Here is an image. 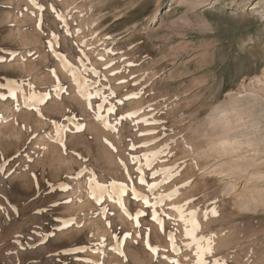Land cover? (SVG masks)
Segmentation results:
<instances>
[{
	"label": "rangeland",
	"instance_id": "374dc122",
	"mask_svg": "<svg viewBox=\"0 0 264 264\" xmlns=\"http://www.w3.org/2000/svg\"><path fill=\"white\" fill-rule=\"evenodd\" d=\"M170 2L0 0V264H264V0Z\"/></svg>",
	"mask_w": 264,
	"mask_h": 264
},
{
	"label": "snow or ice",
	"instance_id": "6c2138e0",
	"mask_svg": "<svg viewBox=\"0 0 264 264\" xmlns=\"http://www.w3.org/2000/svg\"><path fill=\"white\" fill-rule=\"evenodd\" d=\"M33 2H35V0H33ZM65 66L69 70V72L72 74V77L75 80L76 84L78 86L83 85V87H80L81 93L85 95V98L88 101H91L92 94L88 93V91H87L88 85L89 84H98V81L92 82V81H88L86 79H83L82 78V71L83 70L81 68H77V67L73 66L72 64H69L67 61H65ZM90 71H92L97 77H99V72H97L95 69H91ZM121 83H123V81H121ZM58 90L59 89H57V91ZM10 94L14 95L13 93H10ZM95 94L96 95H101V98L103 99L104 103H99V104H97L95 106H93L91 103H89L88 107L89 108L96 107L100 111H104L105 104L107 103V97H103L102 94H101L100 89H98V88H97V91H96ZM110 94L111 95H115L114 93H110ZM132 95L135 96L136 94L133 93ZM129 98L130 97H125V99H129ZM45 99H46V97L37 98L34 95L30 96V97H27L25 99V106L27 107V106H30L31 104H34V103H43ZM121 103H122V101H121ZM107 111L108 112H114L115 111V107L114 106H109L107 108ZM37 112H38V114L42 115L41 113H39V109H37ZM136 114H137L136 112H131V113L128 114V117H131V116L136 115ZM128 117H120V119H126ZM97 118L100 119V120L105 121L106 127H109V128L112 127V125L107 124V118L105 116L98 115ZM145 122H147V121H145ZM56 127H57L56 135L58 137V142L61 143V145H63L62 133L64 131H66L67 129L62 128L60 125H56ZM75 130L77 132H79V131H82L83 128H82L81 125L77 124L75 126ZM155 155H156V153H151V154H148V155L145 156V159L148 161L149 166L151 165L152 160H150L148 157L149 156H155ZM133 159L136 160L137 158L134 157ZM137 171L139 172L140 169H138ZM162 171H165V172H168L169 174H171L173 172V169H163ZM155 175H158V173H153V176H155ZM139 182H140L141 185L145 184V178H144L142 172L139 175ZM90 183L94 184L93 191L95 189H100V188L103 187V186H101L99 184H95L94 180L92 182H90ZM158 187H159L158 183H148L146 185V188H147L148 192H154ZM121 189L123 191V189H124L123 185L121 186ZM132 192H133V194H134L136 199L142 200L145 206H148V207H150L153 210L152 213H151V218L153 220H156L157 223H161L162 224V221L160 220L159 214L155 211V209L158 207V204L162 201L163 197H156L155 198V202L150 203V199H149L148 195L138 192L135 188H132ZM95 198H96L97 202L99 203L100 200H101V197L96 196ZM179 210L181 212L183 211V209H179ZM103 211L107 212V209L105 208V209H103ZM195 214L196 213H195V210H194L192 213L189 214V216L193 217V218L190 219V220L185 221L186 223H191V225H192V230H186V234L188 236H190L192 238V240L197 244V257H198V259H197L196 264H208V262L204 259V253L211 254V252H212V240H211V238H208L207 247H203L201 241L197 240V238L195 236V230L198 228V224H197L196 220L194 219ZM212 214L213 215H217L218 213H216L215 210L213 209ZM144 215H145V213L142 210H138L135 213V216L132 217L133 219H135L137 221V228L140 227L139 218L141 216H144ZM205 218H207V213L205 214ZM127 235H130V234H127ZM173 247H175V245H173ZM114 250L119 251L121 256L124 255V253H123L121 248L117 247ZM151 250L154 251V252L158 251V249H155V248H152ZM125 259H126V257H125ZM173 264H178V262L174 261ZM211 264H220V262L218 260H213L211 262Z\"/></svg>",
	"mask_w": 264,
	"mask_h": 264
},
{
	"label": "bare ground",
	"instance_id": "6f19581e",
	"mask_svg": "<svg viewBox=\"0 0 264 264\" xmlns=\"http://www.w3.org/2000/svg\"><path fill=\"white\" fill-rule=\"evenodd\" d=\"M170 1H171V2H170V4H171V3H172V0H170ZM164 5H165V4H164ZM167 6H168V4H167ZM155 17H157V15H156ZM241 105H244V104H241ZM244 106H246V107H244L245 109L242 107V109H243V111H244V112H242V114L244 113V115H246V118H247V117H248V119H249V118H250V119L253 118V120H254V116H255L256 114H258V113H257L258 111L255 109V106L252 105V104H250L249 102H248L247 104L245 103ZM242 109H241V110H242ZM242 114H241V115H242ZM260 114H261V113H260ZM241 117H242V116H241ZM243 117H244V116H243ZM243 119H244V118H243ZM248 119H247V120H248ZM249 121H250V120H249ZM255 121H256V120H255ZM257 122H258V121H257ZM249 123H250V122H249ZM254 123H255V122H254ZM256 125H257V124H256ZM249 134H250V133H249ZM251 135H252V134H250L249 137H251ZM225 136H227V135H225ZM253 136H254V134H253ZM228 137H229V136L225 137V139H223V142H224V140L227 141V140H228ZM242 137H243V136H242ZM242 137H241V138H242ZM226 138H227V139H226ZM230 138H231V137H230ZM235 138H236V137H235ZM235 138L233 137V139H231L232 142L235 140ZM245 138H246V137H245ZM252 138H253V137H252ZM238 139H239V141H240V137H239ZM246 139H250V138H248V136H247ZM246 139H244V140H246ZM253 139H254V138H253ZM253 139H251V141H252ZM244 140H243V141H240L239 143L242 144V143L244 142ZM226 141H225V142H226ZM249 141H250V140H249ZM251 141H250V142H251ZM253 141H254V140H253ZM253 141H252V142H253ZM255 141H256V140H255ZM258 141H259V140H258ZM227 142H228V143H227ZM227 142L225 143L226 145H228V144L231 143V141H227ZM246 142H247V140H246ZM246 142H245V144H246V145H249V144H247V143H250V142H247V143H246ZM256 142H257V141H256ZM239 143H238V144H239ZM254 143H255V142H254ZM254 143H253V144H254ZM240 144H239V145H240ZM245 144H243V145H245ZM253 144H250V145H253ZM255 145H256V144H255ZM239 147H242V145H240ZM259 198H262V195H259ZM252 201L255 202V204H256V203L258 202L257 197H253V198H252ZM40 259H41V258H40Z\"/></svg>",
	"mask_w": 264,
	"mask_h": 264
}]
</instances>
